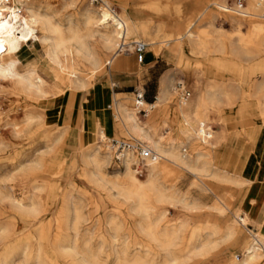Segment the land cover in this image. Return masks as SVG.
Wrapping results in <instances>:
<instances>
[{
	"label": "rangeland",
	"instance_id": "1",
	"mask_svg": "<svg viewBox=\"0 0 264 264\" xmlns=\"http://www.w3.org/2000/svg\"><path fill=\"white\" fill-rule=\"evenodd\" d=\"M42 1L35 3V6L41 12L47 8L53 23L65 24L72 13L77 14L78 11H82L86 7L90 9L102 8V2L105 0H100L98 4L92 3V0ZM106 1H109L112 11L116 14L124 11L132 21L144 19V17L137 19L134 15L132 17L130 9H135L134 5H127L116 0ZM149 1H144L146 2L144 4H147L145 14L153 17L155 21L163 22L164 33L174 32L178 29L180 36H183L178 42H170L171 44L161 48L158 53V58L161 61L156 69L148 71V66L145 65V57L148 58L151 54L150 46H146L144 62L141 64L137 62L133 50L134 42L144 44L151 39L152 34L156 33V24L151 22L147 36L139 33L135 38L127 40V43L132 46L122 52V55L114 62V66L112 65L111 68L106 66L101 72L95 71V73L84 67L80 77L94 85L102 73H105L104 76L108 73L109 86L112 83H123L129 79H135L137 83L139 80L135 93L126 95L131 100L130 104L136 106V92L142 93V86H145V99L147 96L157 93L159 73L170 71L174 79L171 86L174 100L168 101L155 110H149L142 106L149 115L138 116L139 120L146 133L153 135L154 139H157L156 136L162 138L160 141L162 147H167V144L172 142L175 147L177 146V150L189 159H194L199 152L205 156L209 152L211 154L209 161L207 157L202 158L207 163V172L194 176L190 170H182L159 160L160 167L164 166V169L160 168V174L155 180V187L161 191L163 200L158 202L152 193H148L147 214H144L136 208L137 205L133 199L125 198L119 191L122 187L129 188L131 184L122 175L125 171L124 165L122 162L118 163L114 160V154L110 148L109 159L101 167L100 176L92 175L91 172L94 168L91 166L80 167L78 165L74 168H62L58 164L59 162L53 157L55 150L57 148L65 149L66 135L76 134L74 130H68L55 149L42 157L40 166H34L31 161L48 151L42 136L45 133L53 132V127L58 124L52 122L50 113L44 110V101H42L44 99L37 100L23 92L14 90L9 80L0 79V179L4 180L0 183V237L3 234L8 235L7 239L0 241V252L10 243L17 248L18 253L21 250L23 253H31L32 250L35 251L36 248L41 247L49 257L47 262L76 264L84 254L85 243H88V249L93 255L89 264H221L224 260L232 259V254L229 251L232 243L229 241L220 242L218 238L221 235L210 237V240H213L212 245H215L216 248L210 256L203 258L193 256V245L189 237L193 228L209 221L217 225L221 219L214 210V207L221 206L210 192L211 190L209 191L214 185L218 186L217 190L220 194H223L234 204L235 209L241 210L238 214L245 217L246 208L244 205L248 189L245 190V187L240 186L242 182L240 185H235L225 182L224 178L216 180L213 173L218 171L214 169L216 167L215 149H212L215 145L214 137L216 130L219 129L217 123L221 120L220 117H226V113L233 111L243 97L250 102L254 100L252 97L253 83L256 82V77L262 73L259 70L252 72V66L255 62H264V55L263 59L244 60L229 51L228 40L234 34L235 27L229 23L227 13L219 11L215 20L200 17V14L206 9L215 11L213 3L220 5L233 0H159L156 2L152 0L155 2L152 8L148 7ZM174 2L177 3L174 4ZM245 2L246 11L250 12L248 0ZM23 11L24 8L22 15H25L26 13ZM187 19L190 20L188 24ZM147 20H151V18ZM180 22L183 24L182 27L178 25ZM189 26H191L190 38L183 35ZM241 28L245 34L247 27L242 26ZM172 34L173 38L174 36L178 37L174 35L175 33ZM37 35L41 36L42 33L39 31ZM199 41L208 43V48L204 50L194 48V44ZM222 44L225 45V48L220 46ZM174 45H180L183 52V65L179 68L175 66L176 57L168 50ZM32 47L36 53L41 52V46L38 43H34ZM155 47L160 48L161 46L155 45ZM28 51V48H24V52ZM115 51L116 48L102 56L103 60H108ZM125 58L128 60L126 63L131 67L132 73L117 74L120 68L122 70L126 65ZM27 67L29 66L23 68ZM45 68L46 78L53 81L54 78L49 73L47 61H45ZM18 69L19 71L25 70L20 67ZM55 70L57 74L60 73L59 70ZM210 81H213L217 86L218 93L222 94L220 104L216 105L213 104L214 102L206 101L202 106L205 121L207 124H211L209 126L214 130V134L211 136L210 142L201 144L194 134L197 132L196 125L191 122L193 128L189 132L191 140L186 142L181 135L183 126L180 128L182 122L177 113V99L181 97L180 92L176 91V84L180 83L190 92L189 101L193 104V101L197 100V97L206 90ZM81 93L84 94V92ZM36 110L44 118V127L40 128L36 123L32 128L26 129L27 117L31 114L36 115L38 113ZM114 113L113 109V115ZM114 120L122 135L112 137L106 135L102 145L108 146L106 143L111 140L129 142L135 139H137L135 141L139 140V142L149 144L148 141L139 139L131 132V137H129L122 127H118V121L115 118ZM15 124L19 126L13 127ZM250 124L252 125V123ZM90 140H95V138ZM97 143L98 140L94 144ZM202 147L206 149L203 150ZM183 149H186V152H183ZM46 160L48 163L44 167ZM27 162L29 163L26 164ZM132 164L130 169L133 171ZM134 174L136 183L140 184L147 178V168L142 176L136 175L135 172ZM220 174L226 176L225 179L232 178V176ZM30 198L38 205L37 212L33 214L23 212L29 210ZM12 199L17 205L22 206L23 210H18L13 205ZM179 199L185 200L186 203H179ZM229 211L232 212L230 207ZM160 213H164L160 226L152 229L151 232L158 234L164 227L178 231L176 240L169 248L172 258L175 260L172 263H168L167 252L160 248L158 243L151 240L148 230L150 222ZM225 214L230 217L228 212ZM238 214H236L237 218H239ZM75 217H79L76 234L71 227ZM182 223L185 224L184 227L180 226ZM246 227L253 230L250 223H247ZM208 233L204 231L201 235L207 238ZM75 236L76 241L74 240ZM59 244L66 247L76 245L78 255L68 257L66 254H69L70 251L65 249L60 252V255L57 253V256H51V252ZM187 253L190 255L186 256ZM235 254L239 255L240 253L236 251ZM259 264H264V259Z\"/></svg>",
	"mask_w": 264,
	"mask_h": 264
},
{
	"label": "bare ground",
	"instance_id": "2",
	"mask_svg": "<svg viewBox=\"0 0 264 264\" xmlns=\"http://www.w3.org/2000/svg\"><path fill=\"white\" fill-rule=\"evenodd\" d=\"M38 2L43 1L13 0L14 5L10 6L7 5V0H0V79L9 80L14 90L23 92L37 100L57 97L63 93L64 89L79 90L84 93L88 92L93 85L80 77L83 68L86 67L93 73H95V71L101 72L106 65H109L111 68L116 59L122 55V52L132 46V44L127 43V40L135 38L139 33L146 35L151 23V20L132 21L125 15L124 11H121L119 14L114 13L109 5V1L106 0L102 2L103 9H90L86 7L82 11H78L77 14L72 13L66 20L65 24L60 22L53 23L47 8L41 12L39 8L35 6V3ZM15 3H20V5H22V8H24L26 13L25 15L19 13V10L15 8ZM154 5L155 2L152 0L148 2L149 8H152ZM213 5L215 6V11L206 9L200 14V17L215 20L219 11L222 12L219 8L220 5L223 4L219 5L213 3ZM248 9H250L248 17L227 13L229 23L235 27L234 34L231 35L228 40L229 51L235 54L238 58L244 60H259L264 55V0H248ZM189 21L190 20L188 19L186 20L187 24ZM242 26L247 27L245 34L242 31ZM190 29L191 26L187 27L183 35L190 38ZM39 31L42 33L41 36L37 35ZM172 33H175L174 35L178 37L174 36L173 38ZM182 37L183 36H180L178 29L174 32L164 33L163 25L158 24L156 33L146 45L152 48L154 55H157L161 48L163 49V47L168 46L171 44L170 42H178ZM31 41L37 42L43 46L45 53L44 59L48 62V66L59 70L61 73V77L56 83H49L46 78L37 72L35 69L36 67L19 71V62L15 59V56L20 52L23 46ZM155 45H160L161 47L156 48ZM220 46L225 48V45L223 44ZM114 48H116V51L113 52L108 60H103L102 56L107 55ZM171 48L173 50L175 49V66L179 68L183 65V52L180 45H174L173 47L171 46ZM194 48L204 50L208 48V43L203 41L196 42ZM36 80L40 81L42 85L41 89L38 91L26 90L27 83ZM173 82L174 79L169 71L162 77L160 97L157 102L149 105L142 101L141 106H145L149 110H155L161 104L173 101L174 95L171 92ZM22 83L25 87L21 86ZM216 95L222 96V94L218 93L216 86H209L202 95L197 97L195 105L190 103V97L186 100H183L182 98L177 99V113L179 120L183 124H180V128L183 126L181 135L186 142L191 140V135L189 133L190 130L193 129L191 127V122L196 125L197 132L194 133L196 139L199 140V130L205 126L211 130V136H213L214 130L209 126L211 124H207L205 121L202 105L206 101L213 103ZM120 97L121 96L114 97L115 101L113 109L115 113L113 117L118 121V127L120 126L123 128L125 134L131 137V132L134 135H137L139 139L148 141L151 146L148 143L147 145L159 155L160 161L172 164L182 170H190L194 173V176L207 172V163L202 158L207 157V160L209 161V156L211 155L209 152L206 154L207 156L199 152L194 159H189L184 154L180 153L177 150V146L175 147L172 142H169L167 147H162L160 143L162 138H160V136H156L157 139H154L153 135H149L143 129L142 122L138 117V107L135 105L132 106L130 104V99L128 101H122L120 100ZM147 115L149 114H146V116ZM43 119L44 118L41 116L40 112L36 113V115L31 114L26 119L25 128L30 129L36 123L39 124L40 128H43ZM17 126L19 125H13V127ZM53 130V132L45 133L42 136L48 151L47 153L42 154L39 158L34 159V161H31L34 166H40L42 157L51 153L55 149V147L61 142L62 138L66 135L68 129L55 126L53 127ZM119 135H122V132H120ZM105 138L103 132L100 131L97 144L82 146L71 158L73 168L78 165L80 167L91 166L94 168L91 172L92 175L100 176L101 167L105 165V161L109 159L110 156L109 147L102 145ZM202 149L204 150L206 148L202 147ZM159 160L155 163L147 164V178L140 184L136 183L134 171L130 169V165L136 162V157L131 152H126L121 160L125 167V171L122 175L126 178L125 180L130 182L131 186L126 189L122 187L123 185H118L122 187L119 191L122 192L121 194L125 196V198L133 199L137 205L136 208L144 214H147L146 201L148 200V193H152L155 196V200L158 202L163 200L161 191L155 187V180L160 174V168L164 169V166L160 167ZM171 174H173V172H171ZM1 182H4V180L0 179V183ZM173 200L176 201L178 199ZM178 202L182 204L185 200L179 199ZM12 203L18 210H23L22 206L17 205L13 199ZM219 204L221 207H214L218 217L221 218L217 225L210 223L209 221L193 228V232L189 237L193 245V256L197 258L210 256L216 248L215 245H212L213 240L211 241L210 237H218L221 235V237L218 238L220 242L229 241L232 243L231 249L229 250L232 254V259L227 261L224 260L221 264H259V262L264 259V236L260 233H255L250 237L244 231L248 221L246 219L239 220V218L236 217V214L230 212L229 205L225 200L219 201ZM29 205V210H24L23 212L27 214L36 213L38 207L36 201L30 198ZM227 212L230 217L226 216L225 213ZM163 217L164 213H160V215L156 216L153 221L150 222L148 230L151 240L158 243L160 248L167 252L168 263H172L175 260L172 258L169 248L173 245L174 240H176L178 231L164 227L158 234L151 232L152 229L159 228ZM78 219L79 217H75L71 226L75 234L77 233V226L79 225ZM180 226L184 227L185 224L182 223ZM204 231L209 232L207 238H204L202 237L203 235H201ZM7 238L8 235L6 236L3 234L0 237V241H4ZM74 238L76 241V236ZM65 241L66 239L64 242ZM10 244H5L6 246L0 252V264H53L52 262H47L49 257L41 247L36 248L35 251L32 250L31 253H23L22 250L18 253L17 248ZM87 244L88 243H85L84 245L85 251L83 256L76 262V264H89V260L93 258ZM65 249L70 251L69 254H66L68 257H71V255H78L76 245H69L66 247L62 244L57 245L50 255L57 256V253L60 255V252H63ZM236 251L240 254L236 255ZM122 255H124V253H122ZM188 255H190V253L186 254V256Z\"/></svg>",
	"mask_w": 264,
	"mask_h": 264
},
{
	"label": "crops",
	"instance_id": "3",
	"mask_svg": "<svg viewBox=\"0 0 264 264\" xmlns=\"http://www.w3.org/2000/svg\"><path fill=\"white\" fill-rule=\"evenodd\" d=\"M116 1H122L131 6L134 5L135 9H130L132 17L133 15L137 17V19L144 17L143 20L151 18V22L153 21L152 23L156 24V29L158 24H162L164 28L163 22L155 21L153 17L145 14V6L147 5L144 4L146 3L144 2L145 0ZM154 1L156 2L159 0ZM176 3L177 2H174V4ZM178 25L182 27L181 25L183 24L180 22ZM153 35L154 34H152V36ZM145 36H147V34ZM146 42L144 45H146ZM34 43L37 42L31 41L23 46L20 50L21 53L18 52L15 59L18 60L20 68L27 69L36 67L35 69L37 72L46 78L44 48L38 43L41 46V52L38 54L32 50V45ZM24 48H28L29 51L24 52ZM168 50L173 55L175 54L173 49L168 48ZM158 57L159 54L154 55L151 48L150 56L148 58L145 57V65L147 64L148 71H154L156 69L161 61ZM126 62L128 63L127 59L125 61L126 65L122 70L120 68L117 74L127 75L129 72L132 73L130 71L131 67L128 66ZM24 66L29 67L23 68ZM48 69L50 75L55 80L49 81L47 78L46 79L49 83H56L58 79H60L61 73L57 74L56 70L51 66H48ZM253 70H259L262 73L256 77V82L253 83L254 90L252 97H254V100L250 102L243 97L233 111L225 114L226 117L219 116L221 120L217 123L219 129L216 130L214 137L215 145L212 149H215L214 160L216 167L214 169L218 171L214 172L213 176L217 179L224 178L223 180L225 182L235 185H240L242 182L240 186L245 187V190L248 189L244 205L246 208L245 217L239 215L238 213L241 212V210L239 208L235 209L234 204L223 194L219 193L217 190L218 186L214 185L209 189L218 202L222 200L226 201L232 212L238 214L239 220L246 219L248 223L251 224L253 230H249L247 227L244 230L250 237L255 233H260L264 236V62H255L254 66H252V72ZM167 72L169 71L159 73L157 93L147 96L146 99L145 86H142L144 103L150 105L157 102L160 97L161 80ZM104 74L105 73H102L98 77L97 83L94 84L87 93L83 94L77 90L64 89L63 93L59 96L42 100L44 101V110L50 113L52 122L58 124L56 127L65 128L69 131L74 130L76 132V134L73 135L66 133L67 143L65 149L59 150L57 148L55 150L53 157L59 162L58 164H60L62 168H73L71 160L72 154L76 153L82 146L96 143L100 131L103 132L104 136L107 135L110 137L118 136L120 133L113 118L114 97L121 96L120 100L128 101L130 98L126 97V95L135 93L137 89L136 85L139 83V80L137 83L135 79H129L126 82H117V84L112 83L111 86H109L107 81L108 73L106 76H104ZM171 75L173 77L172 73ZM209 86H215L213 81L209 82L208 87ZM255 92L256 94L254 95ZM220 97L221 96L218 95L214 97L215 100L213 102L216 105L220 103ZM195 103L196 99L193 101V105H195ZM162 105L163 104L158 108ZM250 123H252V125ZM94 138L95 140H90ZM47 163L48 160H46L44 167H46ZM219 172L232 176L233 179L228 177L225 179L226 176H222Z\"/></svg>",
	"mask_w": 264,
	"mask_h": 264
},
{
	"label": "built area",
	"instance_id": "4",
	"mask_svg": "<svg viewBox=\"0 0 264 264\" xmlns=\"http://www.w3.org/2000/svg\"><path fill=\"white\" fill-rule=\"evenodd\" d=\"M7 5H14L13 0H7ZM100 0H92V3H97ZM15 8L19 10V13L22 14V5L20 3H15ZM219 8V7H218ZM224 13H233L238 16L248 17L249 13L246 11V2L245 0H233L232 2H226L223 5H220L219 8ZM264 18V14H263ZM146 45L141 43H134V53L136 55L137 62L139 64L144 62V51ZM176 90L180 92V97L183 100H186L190 97V92L184 88L180 83L176 84ZM136 106L138 107V116L145 117L147 111L142 108V101L144 100V93L136 92ZM199 141L202 144H206L211 140V130L206 126L204 128H200L199 130ZM110 150H112L114 154V160L118 163L121 162L126 152H131L136 157V162L132 164V169L138 176H142L147 168L148 163H155L159 160V155L153 151L146 143L131 140L129 142L124 141H110L106 143ZM183 152H186V149H183Z\"/></svg>",
	"mask_w": 264,
	"mask_h": 264
},
{
	"label": "clouds",
	"instance_id": "5",
	"mask_svg": "<svg viewBox=\"0 0 264 264\" xmlns=\"http://www.w3.org/2000/svg\"><path fill=\"white\" fill-rule=\"evenodd\" d=\"M22 87H25V85L22 83L21 84ZM42 87L40 81L36 80V81H33V82H30V83H27L26 85V90L28 91H38L40 90Z\"/></svg>",
	"mask_w": 264,
	"mask_h": 264
}]
</instances>
